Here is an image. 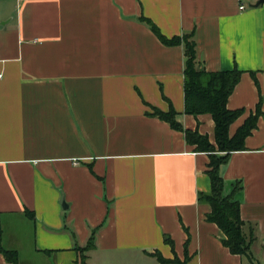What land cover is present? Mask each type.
Listing matches in <instances>:
<instances>
[{
    "label": "crops",
    "instance_id": "crops-1",
    "mask_svg": "<svg viewBox=\"0 0 264 264\" xmlns=\"http://www.w3.org/2000/svg\"><path fill=\"white\" fill-rule=\"evenodd\" d=\"M0 0L1 244L18 264H264V1ZM241 4L244 7L241 8ZM193 31L209 71L237 67L233 134L263 113L220 165L236 192L251 254L232 253L199 199L210 156L152 114L216 141L211 113L185 109V50ZM64 198L67 209L61 204ZM162 255L164 260L158 256ZM0 264H14L0 251Z\"/></svg>",
    "mask_w": 264,
    "mask_h": 264
},
{
    "label": "trees",
    "instance_id": "trees-1",
    "mask_svg": "<svg viewBox=\"0 0 264 264\" xmlns=\"http://www.w3.org/2000/svg\"><path fill=\"white\" fill-rule=\"evenodd\" d=\"M142 18L150 24L153 31L165 44H183L185 50V109L187 112L199 115V113H211L216 123L215 138L212 142L207 134L199 132L198 129L183 128V125L176 119V110L172 107L168 112L157 107L153 108V115L157 114L167 120L175 128L181 129L185 133L186 139L194 145L196 151H205L210 156L209 169L207 170L212 183L210 192L199 194L200 200L210 203L211 211L208 219L215 222L223 229L225 237L223 243L229 247L232 253L244 255L251 254V236L245 231V221L242 217L241 202L235 197L236 192L241 188L239 182L234 185L231 193H224L225 182L220 165L226 162L232 151L246 149V136L258 126V119L263 113L262 95L257 103L255 112H251L242 125L231 134L230 127L243 113L244 108L228 107V100L233 89L241 79L242 71L237 67L228 70L209 71L198 60V48L193 31L184 32L182 35L172 37L163 34L158 25L144 16ZM1 225H0V251L5 254L8 260L18 264L16 251L6 250L1 244ZM87 244L76 247L79 251L77 264H90L87 261L86 253L94 244L95 230ZM164 260L162 255L158 256ZM180 264H185L181 262Z\"/></svg>",
    "mask_w": 264,
    "mask_h": 264
},
{
    "label": "water",
    "instance_id": "water-1",
    "mask_svg": "<svg viewBox=\"0 0 264 264\" xmlns=\"http://www.w3.org/2000/svg\"><path fill=\"white\" fill-rule=\"evenodd\" d=\"M262 1H264V0H259L258 3L262 2ZM3 23H4V22L0 23V27L3 26V25H2ZM61 204H63V207H64L65 209H67V207H68V203H65L64 198H62V200H61Z\"/></svg>",
    "mask_w": 264,
    "mask_h": 264
},
{
    "label": "built area",
    "instance_id": "built-area-1",
    "mask_svg": "<svg viewBox=\"0 0 264 264\" xmlns=\"http://www.w3.org/2000/svg\"><path fill=\"white\" fill-rule=\"evenodd\" d=\"M244 7V4H241V8ZM1 75V74H0Z\"/></svg>",
    "mask_w": 264,
    "mask_h": 264
}]
</instances>
